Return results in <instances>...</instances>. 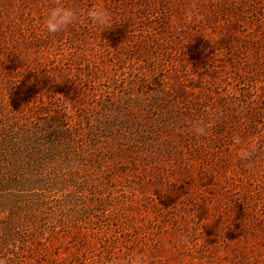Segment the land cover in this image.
I'll use <instances>...</instances> for the list:
<instances>
[{
    "label": "rangeland",
    "instance_id": "1",
    "mask_svg": "<svg viewBox=\"0 0 264 264\" xmlns=\"http://www.w3.org/2000/svg\"><path fill=\"white\" fill-rule=\"evenodd\" d=\"M135 257L264 264V0H0V264Z\"/></svg>",
    "mask_w": 264,
    "mask_h": 264
},
{
    "label": "clouds",
    "instance_id": "2",
    "mask_svg": "<svg viewBox=\"0 0 264 264\" xmlns=\"http://www.w3.org/2000/svg\"><path fill=\"white\" fill-rule=\"evenodd\" d=\"M81 15H86L89 22L94 24L100 30L111 28L115 23L108 11L103 8H93L82 13L79 9L66 5H57L48 9L44 19L43 29L47 34H57L63 32L68 26L75 23ZM208 126L204 123H197L192 126L193 133L197 136H205ZM234 143L239 144V138L234 137ZM248 152L241 153V158L246 159ZM130 264H144L143 257H135Z\"/></svg>",
    "mask_w": 264,
    "mask_h": 264
}]
</instances>
